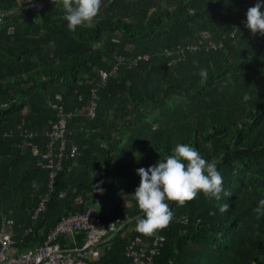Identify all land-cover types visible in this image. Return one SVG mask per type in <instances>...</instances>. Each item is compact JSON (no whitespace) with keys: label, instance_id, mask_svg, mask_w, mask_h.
<instances>
[{"label":"trees","instance_id":"trees-1","mask_svg":"<svg viewBox=\"0 0 264 264\" xmlns=\"http://www.w3.org/2000/svg\"><path fill=\"white\" fill-rule=\"evenodd\" d=\"M255 3L103 0L94 27L72 32L61 0H0L8 12L0 24V226L16 241L12 251L36 247L62 217L95 207L111 237L88 264H146L157 237L165 241L153 264H264V210L256 211L264 209V36L244 23ZM59 102L73 116L50 190L43 154ZM177 143L218 159L232 195L168 202L169 226L145 236L135 227L143 215L136 169ZM76 238L85 244L84 232ZM134 241L144 249L138 261L126 253ZM58 243L73 246L68 235Z\"/></svg>","mask_w":264,"mask_h":264},{"label":"clouds","instance_id":"clouds-1","mask_svg":"<svg viewBox=\"0 0 264 264\" xmlns=\"http://www.w3.org/2000/svg\"><path fill=\"white\" fill-rule=\"evenodd\" d=\"M64 20L69 31L75 32L78 27H94V21L100 14L103 0H61ZM264 0L256 3L246 11L245 27L253 34L264 36ZM201 83L208 79L206 69L198 73ZM218 159H206L190 144L177 143L172 154L158 160L148 168L136 169L140 177L139 185L133 192L137 207L142 216L135 217L137 232L153 236L171 223L174 213L168 202L179 206L203 194L207 199L219 201L230 197L231 192L224 188V180L218 170ZM94 190L103 191L93 186ZM264 205V201L260 202ZM229 208L227 203L220 206L221 212ZM261 207L256 211L261 212Z\"/></svg>","mask_w":264,"mask_h":264},{"label":"built area","instance_id":"built-area-1","mask_svg":"<svg viewBox=\"0 0 264 264\" xmlns=\"http://www.w3.org/2000/svg\"><path fill=\"white\" fill-rule=\"evenodd\" d=\"M49 1V0H48ZM45 1L37 2L31 6L36 10L41 9ZM8 14L7 11H0V24ZM108 73L101 72V82L106 80ZM95 97V90H92ZM56 110V120L51 121V131L47 133L49 137V152L43 154L44 168L49 170V189H53L55 176L61 168L60 164L63 159L66 148V131L68 121L73 116V112L66 110L65 104L59 102L53 106ZM94 105L88 111V116L94 117ZM25 138H33L36 133L24 131ZM56 143L60 144L59 154H54ZM77 155L76 149L73 148L71 156ZM55 157V159H53ZM47 199H42L39 204L37 213L45 210ZM121 228V227H120ZM119 228V229H120ZM111 228H102L97 216V209L90 207L82 214L69 215L62 217L61 220L49 231L43 243L29 248L23 252L12 251L13 240L9 228L3 224L0 226V264H88V259L98 256L97 246L104 244L111 237L107 235ZM84 232L86 234L85 244H78L76 233ZM115 233V232H113ZM68 235L71 238L73 246H61L59 238ZM107 235V236H105ZM164 237H157L152 241L149 255L146 256V264H153L154 257L159 254L163 246ZM136 241L132 242L126 249L127 257L138 261L139 251L144 253V249L139 247Z\"/></svg>","mask_w":264,"mask_h":264},{"label":"rangeland","instance_id":"rangeland-1","mask_svg":"<svg viewBox=\"0 0 264 264\" xmlns=\"http://www.w3.org/2000/svg\"><path fill=\"white\" fill-rule=\"evenodd\" d=\"M111 1H115V0H111ZM205 38H208V35H206Z\"/></svg>","mask_w":264,"mask_h":264}]
</instances>
